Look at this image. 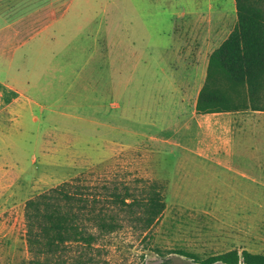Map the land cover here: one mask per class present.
<instances>
[{
    "label": "rangeland",
    "instance_id": "rangeland-1",
    "mask_svg": "<svg viewBox=\"0 0 264 264\" xmlns=\"http://www.w3.org/2000/svg\"><path fill=\"white\" fill-rule=\"evenodd\" d=\"M210 3L212 16L224 25L237 16L228 0H74L69 31L60 30L64 34L52 49L35 45L33 61L56 71L32 78L43 90L28 99L41 107L25 111L22 131L0 128V264H38L27 243L25 204L80 175L92 186L140 187L137 180L145 179L166 187L159 222L147 232L126 223L101 239L92 253L96 264H157L166 258L198 264L179 251L202 258L234 248L264 254V166L256 171L236 162L223 169L192 152L159 145L162 122L174 112L171 77L133 60L134 50L158 41L145 26L159 19L158 12L165 21L174 14L183 21L188 19L183 11H206ZM76 28L79 38L72 36ZM258 118L253 137L261 139L264 114ZM79 250L64 258L69 261Z\"/></svg>",
    "mask_w": 264,
    "mask_h": 264
},
{
    "label": "crops",
    "instance_id": "crops-1",
    "mask_svg": "<svg viewBox=\"0 0 264 264\" xmlns=\"http://www.w3.org/2000/svg\"><path fill=\"white\" fill-rule=\"evenodd\" d=\"M73 1L0 0L1 130L4 127L3 130L21 132L26 120L25 111L31 114L33 108L41 107L28 99V96L43 90L37 87L32 78L54 75L56 70L52 69L53 66L43 68L38 58L33 61V55L38 54L35 45L43 43L52 49L58 35L64 34L60 30L69 31L67 16ZM228 3L230 12L233 14L235 9L237 14L236 1L228 0ZM211 4L206 11L199 10L189 15L183 11L182 15L188 17L183 21L175 19L177 14L165 21L158 12L159 19L145 22L150 33L158 35V41L133 51L136 66L153 74L171 77L168 100L174 112L171 119L162 122L156 139L170 152L186 150L204 157L211 162L209 166L231 169L238 162L239 165H249L256 171H263L264 136L261 139L253 136L254 125L260 121L255 116L264 112L244 110L201 115L196 110L206 80L209 58L226 41L238 20V16H234L228 25L217 21L212 16L214 7ZM222 16L225 17V12ZM81 34V29L76 28L72 36L79 38ZM26 46L27 50L24 51ZM164 115L170 116L167 111ZM220 115L225 116L215 117ZM236 121L239 126L238 149L235 143ZM33 122L36 123L34 117ZM171 144L174 146L171 147ZM3 164L0 159V169H3ZM237 250L249 251L246 248Z\"/></svg>",
    "mask_w": 264,
    "mask_h": 264
},
{
    "label": "trees",
    "instance_id": "trees-1",
    "mask_svg": "<svg viewBox=\"0 0 264 264\" xmlns=\"http://www.w3.org/2000/svg\"><path fill=\"white\" fill-rule=\"evenodd\" d=\"M237 24L209 58L196 110L201 115L252 110L264 112V0H235ZM85 175L52 187L25 204L29 250L38 264H96L98 242L138 223L147 232L166 209L165 186L138 179L140 187L92 186ZM74 248L78 255L64 258ZM90 251V252H89ZM198 264H264V254L233 249L202 258L179 251ZM157 264H174L166 258Z\"/></svg>",
    "mask_w": 264,
    "mask_h": 264
}]
</instances>
